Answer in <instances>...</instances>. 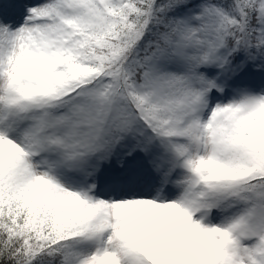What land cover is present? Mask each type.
I'll use <instances>...</instances> for the list:
<instances>
[{
    "label": "snow or ice",
    "instance_id": "snow-or-ice-1",
    "mask_svg": "<svg viewBox=\"0 0 264 264\" xmlns=\"http://www.w3.org/2000/svg\"><path fill=\"white\" fill-rule=\"evenodd\" d=\"M0 264H264V0H0Z\"/></svg>",
    "mask_w": 264,
    "mask_h": 264
}]
</instances>
